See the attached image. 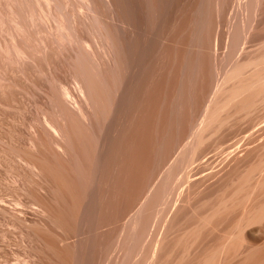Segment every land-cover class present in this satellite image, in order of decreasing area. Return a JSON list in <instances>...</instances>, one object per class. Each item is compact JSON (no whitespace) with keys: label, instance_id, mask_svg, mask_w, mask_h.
Wrapping results in <instances>:
<instances>
[{"label":"rangeland","instance_id":"374dc122","mask_svg":"<svg viewBox=\"0 0 264 264\" xmlns=\"http://www.w3.org/2000/svg\"><path fill=\"white\" fill-rule=\"evenodd\" d=\"M252 1L177 0L171 51L165 27L166 41L149 47L154 28L131 0L147 47L138 40L139 71L124 75L102 23L77 19L83 56L58 38L53 1L0 0V264H142L160 234L173 247L176 216L191 213L197 191L260 165L264 0ZM236 65L241 78L229 80ZM209 102L206 156L166 197L165 170L194 143ZM162 183L164 196L154 193Z\"/></svg>","mask_w":264,"mask_h":264},{"label":"bare ground","instance_id":"6f19581e","mask_svg":"<svg viewBox=\"0 0 264 264\" xmlns=\"http://www.w3.org/2000/svg\"><path fill=\"white\" fill-rule=\"evenodd\" d=\"M35 1L44 7L49 5L51 1L54 2L58 10V16L54 18L58 38L63 39V42L72 39L73 43L77 45L79 53L83 56H89V46L84 42H78L76 38L74 26L77 19L83 18L95 23H102L104 40L108 42L112 54L122 63L121 72L126 75L139 71V67L136 65L138 54H140L138 40H141L144 48L147 46L143 42L144 34L136 27L131 0H73V9L69 13L65 11V8L72 0ZM220 1L216 0V6L219 8L222 7L223 3ZM143 3L145 13L148 15V25L154 28L151 31L152 37L149 47L156 48L159 42L161 43L162 38L166 41L167 37H163L166 30L165 33L162 32V28L165 27L170 32L168 35L170 39L167 41L169 44L171 43V51H173L177 44L175 32L177 31V0H143ZM200 3L202 4V2ZM254 3L250 0L246 5L249 9H255L253 8ZM80 8L86 10L82 12ZM195 11L196 9H194ZM199 17H201L200 14ZM200 23L203 25L205 21ZM235 24V26L238 25L237 20ZM217 40L219 41V39ZM243 68L236 65L226 76L230 80V78L240 74ZM261 79L264 81V77ZM263 81L259 85L264 86ZM217 90L218 86H216L213 95ZM259 91L257 93H261V90ZM67 93L63 91V96H67ZM80 113L83 114L82 110ZM213 114L212 104L209 102L205 105L204 114L197 122L195 129L187 136L188 138L191 137L194 143L185 150L179 151L177 156L172 161L170 160L171 164L165 170L163 181L164 185H167L166 197L175 185L186 180L190 166L206 156L205 153L201 154V145L207 139L203 136L202 131L208 125L207 122L210 117L214 120ZM229 173V171H224L221 174V178L224 180L220 184L209 182L201 191H197L193 195L187 205L191 213L184 217L183 214L179 217L176 216L172 239H170L173 242V247L171 249L160 247L165 240L162 237L166 236V234L165 236L160 234L156 248L145 252L142 264H264V159L258 167L250 168L244 173ZM163 183L160 185L161 188L156 187L154 193L159 192L158 195L164 196V193H162L163 195L160 194V191L163 192L165 187ZM158 189L159 191L156 192ZM155 225L156 221L153 225L154 228Z\"/></svg>","mask_w":264,"mask_h":264}]
</instances>
